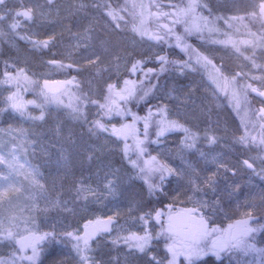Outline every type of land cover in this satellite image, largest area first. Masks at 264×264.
Masks as SVG:
<instances>
[{"label": "rangeland", "instance_id": "374dc122", "mask_svg": "<svg viewBox=\"0 0 264 264\" xmlns=\"http://www.w3.org/2000/svg\"><path fill=\"white\" fill-rule=\"evenodd\" d=\"M9 1L0 8V15L6 17L0 21V32L3 33L0 35V56L14 52L15 58L9 68L15 70L4 72L0 78V156L11 162L14 168L9 169L7 163L0 164V176L11 173L9 178L23 187L21 192L10 194L11 203L6 199L0 205V221L7 228L10 217L15 216L18 225L15 231L23 232L27 227L38 234L54 233L55 239L49 237L38 246L37 264H79L72 247L75 241L64 234L83 235L84 224L89 220L112 216L117 220L112 232L98 233L89 242L92 249L89 255L94 264H149V255L130 251L122 241L112 243L114 238L130 232L143 234L145 228L155 236L159 233L155 229L157 225H151L155 214L147 225L139 217L160 211V207L149 202L145 191L138 185L135 168L123 152L124 141L109 135L110 127L116 123L102 119V110L98 106V103H104L109 83L119 86L120 73L128 67L131 58L160 52L154 39L139 34V30L145 29L152 33L148 0H111L107 7L98 0ZM165 1L171 3L175 0ZM204 4L207 7L203 16L207 17L209 28L213 30L204 28L200 32L205 42L199 44L201 54L187 67L175 71L158 91L159 107L166 106L168 118L199 134V151L182 150L184 133L174 130L153 144L151 149L155 153L149 151V140H146L145 157L156 154L174 170L166 177L169 178L164 193L166 209L168 205L176 209L197 206L196 200L203 199L209 206L202 210L211 222L227 226L247 218L251 211L253 219L250 223L258 228L264 225V160L261 158L264 144L259 142L264 137V128L261 127L264 115L259 112L264 108V96L259 94L264 92V41L254 35L250 20L246 21L244 17L259 7L260 0H204ZM26 7L33 10V19L15 18L20 20V25L13 30L10 25L14 12L9 10ZM109 12L116 18L113 19ZM22 30L30 34L28 39L31 41L41 42L43 46L47 41V47H44L51 55H57L49 62L48 71L37 73L39 67H35L37 64L31 56L36 52L31 51L30 55L26 45L17 44L15 34ZM30 68H36L35 73ZM62 70L72 72L73 82L64 87L62 92L68 94L61 95L60 99L68 104L69 96H74L79 97L74 103H86L81 118H73L69 109L59 114V103H46L44 97L41 100L48 112H43L42 120L30 118L40 116L41 112L36 114L41 110L40 106L34 109V113L29 109L32 104H27L23 116L10 107V95L18 93L27 102L31 96L28 99L23 87L38 95L41 81L60 78L57 73ZM230 75L235 77V83L227 91H222L223 79L229 76L227 78L232 80ZM17 76L18 80H10V77ZM24 76L36 83L27 84ZM233 92L239 95L238 107ZM93 100L98 103H91ZM154 106L153 113L157 110ZM148 110L142 117L148 115ZM98 119L108 126V132L97 130L93 134L89 131L93 121ZM152 127H156L155 117L148 128V137L152 136ZM245 133H248V143L251 144L240 142ZM207 137H215V143H209ZM252 137L256 140L253 141ZM128 143L134 150V141L130 138ZM133 150L129 151V157L133 156ZM201 152L205 156H201ZM244 154L250 156L258 170L254 168L256 171L252 172L244 165V160L240 159ZM13 156L24 165L23 168H19ZM33 169L40 174L38 179L44 185L43 190L30 183L28 174ZM106 171L115 173V177L109 176L115 184L111 194L104 187ZM197 173L201 177L198 183L202 191L190 200L192 186L189 178ZM213 175L215 191L202 179ZM4 183L6 181L0 179V184ZM87 186L96 189L98 196L88 194L84 198L82 189ZM253 236L264 245V230L253 233ZM157 240L152 241L150 253L164 262L166 249ZM14 251L18 249L13 243H0V259L11 261ZM27 254L31 255V250ZM17 264L29 262L17 261Z\"/></svg>", "mask_w": 264, "mask_h": 264}, {"label": "snow or ice", "instance_id": "6c2138e0", "mask_svg": "<svg viewBox=\"0 0 264 264\" xmlns=\"http://www.w3.org/2000/svg\"><path fill=\"white\" fill-rule=\"evenodd\" d=\"M6 4V0H0V6ZM201 7H207V5L201 4V0H188V3L184 7L173 6V11L171 12H161L154 13L153 15L167 17L170 20L169 23H162L159 27L166 29L167 34H174L173 29L176 25L182 24L184 26V32L186 34L191 35L196 32L199 33L203 31L204 28H208L209 31H212V28H209V22L207 17L203 16L201 12L198 11ZM260 14L264 16V0L259 5ZM9 12H14L13 22L10 27L15 30L20 25V20L15 19L18 17H23L25 20L33 19V10L31 8L14 10L10 9ZM109 15H113L112 12H109ZM252 15H256V13H252ZM6 17L4 15H0V21H3ZM116 17L113 15V19ZM143 23V21H141ZM139 34L141 36L149 35L150 39H155L157 41L165 40V35H161L158 33H149L146 29L139 30ZM0 35H3L0 32ZM177 46H180L181 37L176 35ZM221 43H228V41H220ZM245 43H248L245 41ZM44 46L47 47L48 42H43ZM98 59V57H97ZM159 61L161 62V71L165 70L164 65L168 63L165 56H159ZM199 57L197 62H199ZM206 59V58H205ZM141 62L137 61L132 65L131 72L133 74L136 73L137 68ZM207 63H211V61H207ZM187 63L185 67H187ZM68 67H71L69 65ZM22 71V70H21ZM153 69H148V72L145 73V78H148V73H151ZM6 75H8L6 73ZM236 75H239L237 73ZM17 77H10V80H18ZM24 80L27 84L36 83L35 81H31L27 76H24ZM8 82V81H5ZM60 83V82H56ZM67 83H71L68 81ZM143 84V81L140 82ZM235 83V77L232 80H229L227 77L223 79V86L221 88L222 91H227L233 84ZM124 87H119L117 84L109 83L107 85V95L104 96V103H98V101H91V103H98V106L101 110H103L104 116H111L113 113L116 115H125L127 114L123 110V104H126L130 98L136 97L137 94V85L135 81L130 79H125L123 81ZM218 87H221L220 84H217ZM155 85H150L147 88H141L140 91L143 93L138 97V100H145L151 93L152 88ZM251 87V85H249ZM27 90V89H25ZM256 91V89H252ZM68 94L67 91L61 92L60 88H53L49 85L48 81L44 82L43 88L40 89V95L44 97V101L55 102V103H64L63 100L60 99L61 95ZM261 96H264V92L259 93ZM233 98L236 100L237 107L239 106L240 99L239 95L236 92H233ZM74 100H79V97L69 96V102L66 107L71 109L73 114V118L79 119L83 116V109L79 106V104L74 103ZM10 107L19 112L20 115H26V106L27 104H35V101H27L25 102L22 97L19 96L18 93H13L8 97ZM38 107L40 105H37ZM261 115H264V108L259 110ZM155 117V123L157 126L156 131V140H153L152 143H159V138L164 136L165 133L178 130L184 133L183 139L181 141V149L187 150H197V143L199 140V134L197 132L192 131L190 128L186 127L184 124L179 123L176 120H172L168 118L167 108L165 107H157L155 113H153L152 109L149 108L148 115L145 117H139L135 114L132 115V123L130 124H122L119 128L113 125L110 129V134L115 136L118 140L124 141L123 152L126 158L129 159V162L132 164L134 168H138L140 173H144L145 182H148L149 177L154 173H159V178L161 182L165 179L167 174H171L174 170L169 167L167 164L161 162L157 159L156 156L149 155L147 159H144L145 153L147 152V148L144 147L145 141L148 139V128L150 124L153 122ZM31 119H40L44 118L43 112H41L38 117H30ZM144 121L143 128V136L144 138H140V130L136 128L135 124L138 120ZM264 128V124L261 125ZM99 132H108V126L101 122V120L93 121L92 127H90L89 131L93 134H96V131ZM207 136V134H205ZM134 141V151L137 153L136 159H131L129 157V151L133 150V146L128 143L129 139ZM209 143H215V137H207ZM253 141L256 140V137L251 138ZM241 143H248V133H245V136L240 138ZM260 144H264V137L260 139ZM201 156H205L203 152L200 153ZM13 160H16L15 156H13ZM213 162L217 161L213 158ZM7 163L9 169H13L14 165L6 161L5 157L0 156V164ZM248 168H252L253 165L249 163L247 160L244 161ZM16 164L19 168H23L24 165L20 164L18 160H16ZM223 166V165H221ZM19 174V173H17ZM38 170L33 169L29 172L28 176L31 177L30 183L36 188L43 190L44 185L40 183ZM115 177L114 172L106 171L104 173V187L111 194L115 189L114 179H110L109 176ZM11 173L8 176H0V179L6 181L4 184H0V205H3L6 199H9L10 194L21 192L22 185L19 182L10 179ZM28 179V177H25ZM201 179L199 174L197 173L195 176L189 178V184L192 186V196H189V199H193L196 193L202 191L198 180ZM205 185L215 191V182L214 175L202 178ZM158 185L149 183V191L150 193L154 191ZM82 191L85 193V197L87 198L88 194L97 195V190L92 188L91 186H87L83 188ZM196 205L194 207H182L176 209L173 205H168L167 213L156 211L155 212V220L160 225V231L155 236L145 228L143 234H139L137 232H130L128 235L123 237H117L112 240V243L118 244L119 242H123L127 248L132 251L135 250L141 254L149 255L150 261L149 264H164L163 260L158 259L156 256L151 255L150 249L152 247V241L154 239H159L161 236L165 239V249L166 253L170 257L167 259V264H199V261L208 255L220 257L221 253L224 252H240L245 256L255 253L260 259L258 264H264V248L256 247L255 243L251 242L253 237V233L264 230V225L260 227H253L250 221L253 219L251 211L247 213V218L236 220L233 223H229L226 227L215 226L210 223V218L202 211V209L208 207V202L203 199L196 200ZM151 213H146L143 216H140L139 219L144 222L145 225L148 224L149 218H151ZM113 217L109 216L106 220L96 219L95 221L89 220L84 224V232L83 235L73 234L72 232L65 233L71 237L75 243L72 245L73 250L75 251L77 257L79 258V264H94L92 258L89 253L92 251L90 246V240H92L98 233L101 232H109L111 231V225L113 223ZM16 217L12 216L9 219L10 226L5 227L3 221H0V243H4L5 241L13 243L18 251H14L12 256L14 259L11 261H5L0 259V264H17V261H28L29 264H37L39 260V245L44 242L49 237L55 239L54 233L45 232L43 234H38L36 231L32 229H28L27 227L23 232L15 231L14 229L18 227L15 223ZM31 250V255H28V251ZM183 258V259H181Z\"/></svg>", "mask_w": 264, "mask_h": 264}, {"label": "trees", "instance_id": "16d2710c", "mask_svg": "<svg viewBox=\"0 0 264 264\" xmlns=\"http://www.w3.org/2000/svg\"><path fill=\"white\" fill-rule=\"evenodd\" d=\"M98 1L101 2L102 4H105L106 7L110 5L109 3H111V0H98ZM8 2L10 1L6 0V3ZM261 2L262 0H260V3ZM187 3H188V0H175L174 2H171V3H168L165 0H148V6L150 10L149 29L151 30L152 33H158L161 35H165V40L157 41L154 39L156 48L160 52L158 54H153L151 56L140 54V55L135 56L134 58H131V60L129 61L128 67L125 70H123V72L120 73L118 84L121 88L124 87L123 81L125 79H130L136 82L137 89H138L136 97L130 98L126 104L122 105L123 110L127 114L116 115L115 113H113L109 117V116H104L103 110H102V113H101L102 119L111 120L112 122L116 123L115 126H121L122 124L132 123L133 114H135L136 116L142 117V115L145 114L146 109H149V108L152 109L153 105H155L154 107H159L160 99H159L158 91L163 86V83H165L166 79L169 78L172 74H174L175 71L183 68L186 63L187 64L191 63L192 60L198 56V54H201L200 52H202V50L200 49L199 44L205 43V42L201 38L200 32L199 33L194 32L191 35L186 34L184 32V26L180 24L174 27L173 29L174 34H167L166 29L159 27V25L162 23L170 24V20L164 16H159V18H157V15H153L154 13L171 12L174 10L173 9L174 5L178 7H184L187 5ZM201 4L205 5L204 0H201ZM3 7L4 5L0 6V8H3ZM204 10H206L205 7H201L198 9V11L201 12L202 15H204L203 14ZM252 13H256V15L254 16L252 15ZM244 18L246 19V21L250 20L249 24H251L250 27L252 28V30H254V35H256L260 41H264V16L260 14V8L258 7L256 10L250 13H247ZM15 35H16L15 40L17 41V44L20 42L22 43V45H26L29 48L28 51H30V55H31V51L36 52L34 56L33 55L31 56L33 57L34 64H37V66L35 65V67L36 68L39 67V68H37V70L36 68H34L33 70L32 68H30V71L35 73L34 70H36V72L39 74L42 71H48L47 66L49 65V62H51L53 58L56 59L57 55L53 53L51 55L50 51L46 49L42 44H40L41 42L36 43L28 39L30 34L28 32H25V30H22L21 32H16ZM176 35H179L181 37L180 46H177ZM261 45H262V42H261ZM257 46L259 48L260 47L263 48V46H259V44H257ZM159 56H165L168 61V63L164 65L165 67L164 71H161V62L158 59ZM14 58H15V54L14 52H11V51L6 52V54H4L3 56H0V78L2 77L4 72L8 71L9 73H12L13 70H15L14 68H9V64H11V60H14ZM137 61H140L141 63L139 64L136 73L133 74L131 72V68H132V65L136 63ZM148 69H153V71L151 73H148V78H145V73L148 72ZM71 74H72L71 71L67 72L65 70L59 71L57 73L58 77H61V78L63 77L71 78ZM226 77H229V76H226ZM141 81H143V84L140 83ZM150 85H155V87L152 88L150 95L145 100H138V97L143 94L140 91V89L147 88ZM25 89L26 88L23 87L25 94L28 95V99L31 96L29 101H35V104H32V106L29 109H32V111H34V109L38 107L37 105H39L40 103L39 108H41V110L36 111V114H40V112H44L46 114L48 111L45 110V106L43 105L44 102L41 100L43 96H41L40 94L38 95L34 94L33 91H29ZM38 96H40L39 101H37ZM254 104L257 105L258 103L254 102ZM66 105L67 104L65 103H59L58 107L60 109L59 110L57 109L59 114L64 112V110H68V109L71 111V109L66 107ZM87 105H89V103ZM79 106L82 109H84L86 107V103L80 102ZM49 111H52V110H49ZM135 126L136 128L140 130V133H139L140 137H143L144 121L143 122L141 120L136 121ZM152 128L154 130L152 131L153 132L152 136L148 137L147 139L149 140V144L147 145V148L149 146V151H152L153 153H155V151H153L151 148L153 144L154 145L156 144V143H152V141L155 140L157 126L152 127ZM109 135H111L110 132H109ZM248 144H251V142ZM257 146L260 147L259 145ZM244 147L248 148L249 146L244 145ZM135 153L136 152H134L133 156H130L131 159L137 158V153L136 154ZM155 156L157 157L156 154ZM261 158H263L264 160V155L261 156ZM144 159H147V157L144 156ZM157 159L159 160L158 157ZM240 159H243L244 161L245 159H248L251 161V158L248 154H244L240 156ZM260 161L262 162V159H260ZM257 163L259 165V162ZM253 165H254V168L258 170L256 167L257 164L256 165L253 164ZM255 169L253 171L251 169L250 170L252 172H255L256 171ZM135 174H137L136 181L138 185L141 186L143 191H145L146 196H148L149 202L153 203L156 207L157 206L160 207V211L167 213L168 209H166L167 206H165V202H164L166 195L164 193H165L166 185L169 180V178H166L168 175H166L165 179L161 182L159 178L160 174L154 173L149 177L148 182L146 183L144 179L145 174L140 173L138 168H135ZM155 177H158V178H155ZM149 183L158 185V187L151 193L149 191ZM155 212L156 211H153L151 214L154 215ZM151 222H152L151 225H154V226L155 224L157 225L155 226V229L157 230V232H159L160 225L156 222V220L153 217H152ZM257 244L260 245L261 248H264V245L262 243L259 242ZM240 258L241 257L238 256L237 258L238 263L236 264H241L243 262L247 264L248 263L256 264L255 260H251V259L245 260L243 257L241 259Z\"/></svg>", "mask_w": 264, "mask_h": 264}, {"label": "flooded vegetation", "instance_id": "af4514ba", "mask_svg": "<svg viewBox=\"0 0 264 264\" xmlns=\"http://www.w3.org/2000/svg\"><path fill=\"white\" fill-rule=\"evenodd\" d=\"M233 172H232V174H235V172L234 173ZM183 207H189L190 208V207H194V206L191 205V206H183ZM210 223L214 224L215 226L226 227L224 224L219 223V222H214L213 223V222L210 221ZM251 242L255 243L256 247L261 248L260 245L257 244V243L260 242L257 239V237L253 236L252 239H251ZM158 243H160L162 246H165V239H164L163 236H161V238H159ZM220 255H224L223 258H221L220 261L217 260L218 258L216 256H213V255L210 254L208 256L203 257L199 261V264H236V263H238V261H237L238 256H240L241 258L243 257L245 260H247V259L255 260L256 264H258V261H259V258H258V256L255 253H251V254L245 256L243 253L234 251V252H224V253H221ZM169 258L170 257L167 254V257L165 258L164 264H167V259H169ZM181 259H183V258H181ZM241 264H247V263L243 262ZM248 264H252V263H248Z\"/></svg>", "mask_w": 264, "mask_h": 264}, {"label": "water", "instance_id": "95a60500", "mask_svg": "<svg viewBox=\"0 0 264 264\" xmlns=\"http://www.w3.org/2000/svg\"><path fill=\"white\" fill-rule=\"evenodd\" d=\"M21 9H27V7L26 8H20L19 10H21ZM45 81H48L49 82V85L51 86V87H53V88H60L61 89V92L63 91V89H64V87L65 86H67V85H71L72 84V82H73V79L72 78H67V77H63V78H52V79H47V78H45V79H43L42 81H41V87L43 88V86H44V82ZM68 81H71V83H67ZM56 82H60V83H56ZM245 160H247L249 163H251L252 165H253V163L250 161V160H248V159H245ZM244 165L247 167V165L244 163ZM248 168V167H247ZM248 169H251V170H254V165H253V167L252 168H248ZM235 172V171H234ZM233 172V173H234ZM108 217H102V220H106ZM114 219H113V223H112V225H111V231H109V232H102V233H104V234H109V233H111L112 232V230H113V228H114V225H115V223H116V219H115V217H113Z\"/></svg>", "mask_w": 264, "mask_h": 264}]
</instances>
